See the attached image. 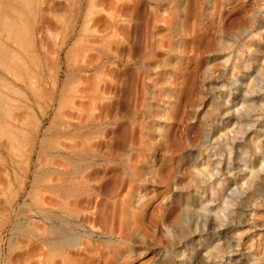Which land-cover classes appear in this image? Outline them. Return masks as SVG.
Wrapping results in <instances>:
<instances>
[{
	"label": "bare ground",
	"instance_id": "1",
	"mask_svg": "<svg viewBox=\"0 0 264 264\" xmlns=\"http://www.w3.org/2000/svg\"><path fill=\"white\" fill-rule=\"evenodd\" d=\"M171 1L174 3L168 7L164 23L154 24L148 32L146 31L141 55L136 57L131 54L124 64L136 66L140 80L139 93L143 92L142 86L148 89L147 98L143 94L137 96L130 121H124V124V115L120 112L104 122L102 121L106 116L100 115L98 120H83L80 110L77 121L70 113L64 129L56 128L50 131L54 138L51 149L55 150V158H64L65 163L60 172L63 179L58 177L56 168L51 170L49 190L53 195L52 226L48 236L35 239L44 244V253L49 254L51 259L60 256L59 252L65 256L69 249H74L81 257L80 264H114L111 258L123 259L133 245L138 244L139 230L144 236L155 239L157 224L161 223L179 234L177 242H181L183 249L176 256L180 257V264H255L256 254L249 250L239 258L231 260L226 259V254L228 243L235 237V232L231 233L229 228L236 226L246 207H250L251 211V206L256 205L258 199L264 198V159L257 156L261 147L258 144L260 136L264 150V98L251 97L264 89L260 86L264 65L255 66L254 72L256 56L248 51L249 39L245 38V34L255 26L256 18L254 15L246 17L241 14V4L232 0H228L226 4L213 0L207 14L208 24L200 23L196 28H191L189 23L198 14V0ZM126 9L127 7L123 6L118 10V14ZM234 15L237 16L232 18ZM118 21L119 19H114L111 27L119 35L121 25ZM260 22L264 27V19ZM75 23L72 33L75 31ZM235 25L239 26L238 34L231 40H224L222 37ZM202 30L213 32L208 36ZM162 31L167 32L164 39L160 38ZM113 42L119 51L122 42ZM190 42H193V45H189ZM254 49L259 50L258 46ZM227 50H236V55L225 54ZM109 52L103 50L98 56L97 67L103 86H106L105 63L109 57L115 58V55ZM211 53L217 54L218 57L221 54L224 58L210 67L206 61V67H203L204 58ZM185 60L189 61L184 62ZM88 67L89 65H81L78 69L84 70ZM216 71L218 78L226 77L229 85L235 86L241 92L239 102L242 110L235 109L236 115L230 125L231 129L225 125L223 127L228 131L226 129L224 132H213L217 120L212 119L211 113L207 112L201 123L209 129L210 138L213 137L212 142L211 139H203L202 135H199L200 130H194V124L184 130H176L175 126L179 125L180 121L183 122L184 115L194 108V86L199 82L197 78L206 81L205 79H210L211 74ZM249 71H252L251 81L246 84L243 76H247ZM245 84L246 88H241ZM155 86L160 87L154 89ZM157 97L166 98L164 101L167 102L160 112L152 109L153 106L150 105ZM224 102L227 105L229 101ZM210 105L209 103L205 106L206 111ZM159 115L160 118L165 117L168 122H158L156 117ZM125 117L129 118L130 114ZM91 125L101 127L99 131L103 132L98 135V132L95 134L94 131V134H91ZM258 125L261 131L256 132L254 127ZM118 126L122 127L120 131H117ZM152 133H155L156 137H152ZM250 133L258 135L246 140L247 134ZM59 137L68 140L61 148L57 142ZM93 138L97 140L92 141ZM239 139L243 142L237 141ZM77 147L80 148L77 150ZM187 147H196L198 153L196 152L195 157L194 154L191 156L187 167H183V161L186 163L187 158L181 155ZM250 155L253 159L249 158ZM180 165L182 166L178 171ZM57 166L58 164H55V167ZM236 170L249 173V176L240 183L233 172ZM109 171L120 176L118 183L114 180L113 183V178L111 183H107L105 178ZM185 175L189 178L185 183H181ZM174 181L176 188L185 190L186 196L174 201L172 206L163 209L157 217L146 216L149 215L148 208L155 192H159L158 185L167 187L173 185ZM242 185L246 188H242ZM107 187L109 189H106ZM75 191L84 194V206L81 209L70 205L69 198ZM106 199L112 200L110 213L106 211L109 208ZM194 199L199 201L196 209L191 203ZM178 210L191 215L196 213L201 220L193 221L191 225L184 223ZM88 228L97 229L100 235L106 238L101 241V245H92L91 238L81 234L82 231L86 233ZM206 233L210 235V244L202 250L194 249V238H190V235L197 234L200 237ZM234 255L237 256V253ZM63 260L66 264L75 262L74 259ZM259 261H264V251ZM21 264H52V261L49 263L38 260L32 263L25 259L23 250Z\"/></svg>",
	"mask_w": 264,
	"mask_h": 264
},
{
	"label": "rangeland",
	"instance_id": "2",
	"mask_svg": "<svg viewBox=\"0 0 264 264\" xmlns=\"http://www.w3.org/2000/svg\"><path fill=\"white\" fill-rule=\"evenodd\" d=\"M212 1L198 0L196 4L198 17L190 21L191 28H196L200 23L208 24L207 14ZM227 1L218 0L223 4ZM232 1L241 4L243 9L241 14H245L246 17L254 15L256 18L255 26L245 34V38L249 39L248 51L256 56L255 72V66L264 65V27L260 22L264 19V1ZM173 3L171 0H0V264H21L23 250L25 259L32 263L42 260L49 263L52 261V264H66L63 259L68 261L74 259L73 264H80L81 257L74 249H69L66 257L59 252L60 256L51 259L49 254L44 253L46 251L44 244L35 239L48 236L52 226L54 207H52L53 195L49 190L51 170L56 168L59 172L58 177L63 179L60 172L63 170L64 158L60 156L55 158V150L51 149L54 139L51 132L56 128L64 129L70 113L77 121L80 110L83 120H98L100 115L106 116L102 121L104 122L120 112L124 115V124L130 121L137 96L143 94L147 98L148 89L142 86L143 92L139 93L140 80L137 77L136 66L124 64L130 59L131 54L136 57L141 55L146 31L148 32L154 24L164 23L168 7ZM123 6L127 7L126 11L118 14V10ZM114 19H119L117 23L121 25L119 35L111 27L115 22ZM216 20L218 21L219 18ZM74 23L75 31L72 33ZM238 27L235 25L229 28L222 38L231 40L238 34ZM212 32L213 30H206L204 34L209 36ZM166 33V31L160 32L163 36L160 38L164 39ZM115 40L122 42L120 52L113 42ZM105 41H108V44ZM189 45H193V42ZM257 46L259 50L255 51L254 48ZM103 50L115 55L114 59L109 57L105 63L106 86H103L100 80L97 67L98 56ZM236 52V50L234 52L227 50L225 54L235 56ZM216 55L208 54L203 60V67H206V61L210 67L224 58L221 54L219 57ZM81 65H89V67L79 70L78 67ZM217 71L211 74L210 79H205L206 81L197 78L199 82L194 86V108L191 109V113L184 115V120L182 119L184 123L180 121L182 125L177 124L176 130H184L194 124V130L198 128L199 135L205 140L211 139L212 142L213 137L210 138L209 129L201 123L207 112L211 113L212 119L217 120L213 132L217 130V133L221 130L224 132L228 127L229 130L231 129L230 125L236 115L235 109L242 110L239 102L241 92L235 86H230L226 77L218 78ZM250 72L252 71L247 72V76H243L246 84L251 81ZM246 84L241 88H246ZM260 86L264 88V72ZM159 87L155 86L154 89ZM251 97L263 99L264 89ZM157 99L151 101L150 105L153 106L152 109L160 112L167 102L164 101L166 98ZM225 100L229 101L227 105ZM209 103L213 108L210 107L206 111L205 106ZM128 114L130 117H125ZM156 119L158 122H168L165 117L160 118V115ZM225 125H228L227 128L223 127ZM96 126L91 125L90 131L91 134H94V131L96 134L97 131L99 135L103 131H99L101 127ZM118 128L117 131L122 129L120 126ZM254 129L256 132L261 131L259 125ZM256 134H247L246 140L255 138ZM154 135L155 133H152V137H156ZM259 139L262 141L261 136ZM96 140V138L92 139V141ZM237 141L243 142L240 139ZM260 141L258 144L261 147L257 156L264 159V150ZM57 142L61 148L63 144L68 143V140L59 137ZM97 149L99 150L100 147ZM196 152V147H187L181 155L187 158L186 163L183 161V167L190 164L189 159L193 154L195 157L198 153ZM249 158L253 159L251 155ZM196 162L199 163V160ZM55 164L58 166L55 167ZM233 172L240 183L249 176V173L238 170ZM119 177L109 171L105 179L108 184L111 183L112 178L113 183L114 181L118 183ZM188 178V175L183 176L184 180L181 183H185ZM175 181L173 185L167 187L158 185L159 192H155L152 204L148 208L149 215L146 216L157 217L163 209L172 206L174 201L186 196L184 189L176 188ZM242 188L246 186L242 185ZM82 197L84 199V194L75 191L69 198L70 205L81 209L84 206ZM106 201L109 207L106 211L110 213L112 200L106 199ZM262 201L264 198L258 199L256 205L251 206V211H249L250 207H246L244 215L238 219L236 226L229 228L231 233L235 232V237L228 243L227 260L239 258L249 250L256 254L255 264H264V261L262 263L259 261L264 251V202ZM191 203L196 209L199 201L194 199ZM177 212L180 213L184 223L191 225L193 221L201 220L196 213L191 215L179 210ZM109 216L111 220V214ZM108 220L109 218L107 222ZM88 230L89 228L86 229V233L82 231L81 234L88 235L91 243L93 242L92 245H101V241L106 239L97 229ZM156 230L155 239L144 236L139 230L138 244L133 245L123 259L113 257L111 262L180 264V257L176 254L180 253L183 246L181 242H177L178 232L161 223L157 224ZM209 237L207 233L200 237L191 234L190 238H194L192 240L194 249L202 250L207 247L210 244ZM235 253L237 256L234 255ZM230 264H239V262H230Z\"/></svg>",
	"mask_w": 264,
	"mask_h": 264
}]
</instances>
